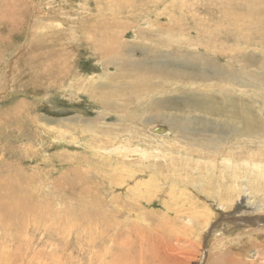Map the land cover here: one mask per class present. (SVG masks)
Returning <instances> with one entry per match:
<instances>
[{
    "label": "rangeland",
    "instance_id": "rangeland-1",
    "mask_svg": "<svg viewBox=\"0 0 264 264\" xmlns=\"http://www.w3.org/2000/svg\"><path fill=\"white\" fill-rule=\"evenodd\" d=\"M241 113L264 121V0H0V264H264V226L203 201L251 153Z\"/></svg>",
    "mask_w": 264,
    "mask_h": 264
},
{
    "label": "bare ground",
    "instance_id": "bare-ground-1",
    "mask_svg": "<svg viewBox=\"0 0 264 264\" xmlns=\"http://www.w3.org/2000/svg\"><path fill=\"white\" fill-rule=\"evenodd\" d=\"M55 2V1H54ZM48 25V24H47ZM118 38V37H117ZM104 39V38H103ZM113 41V40H112ZM106 42V41H105ZM102 44V43H101ZM103 45V44H102ZM134 71V69H133ZM140 72V71H139ZM143 76V75H142ZM247 113V112H245ZM240 123L238 125V133L240 134V136H242L241 138V142L239 145V149H249L250 150V155H248L249 157H244L246 155H242L239 151L237 154L240 153V155H242L244 158L240 157L239 159L234 160L233 159V154H234V149L232 151L231 147H228L227 151V159L224 160V162L222 163L223 165H220L221 167L218 171L220 178L226 182V184H222L220 183L217 187V189L215 190V195L216 197L214 199L209 200V202L207 201L208 198L207 196H205V199H203L204 203H209L211 206H213L212 208H214L212 211L215 212H219L222 214H224L226 211L232 210L233 208H235L234 210V216H232L234 220V222L237 225H242V223H253V225L256 226H264V121H261V119H257V118H253V117H248L246 114L241 113L240 116ZM264 119V118H263ZM87 124V123H86ZM162 130L161 127H156L154 126L152 132H157ZM91 134V133H90ZM106 145V144H105ZM120 145V144H119ZM124 145V144H123ZM126 145V144H125ZM127 146V145H126ZM254 146V148H250ZM113 147V146H112ZM111 147V148H112ZM115 147V146H114ZM128 147V146H127ZM104 148V147H103ZM216 148L220 149L219 145L216 143ZM113 149V148H112ZM116 149V147H115ZM114 149V150H115ZM125 149V147L123 148V150ZM138 149V148H137ZM140 149V147H139ZM138 149V151H140ZM110 150V149H109ZM107 150V152L109 151ZM119 150V149H118ZM129 150V148L127 149ZM126 150V151H127ZM135 150V149H134ZM222 150V149H221ZM111 151V150H110ZM137 151V152H138ZM142 151V150H141ZM193 151V150H192ZM199 151V150H198ZM225 151V153H226ZM119 153V151H117ZM125 153V150L123 151ZM129 152V151H128ZM127 152V153H128ZM143 152V151H142ZM197 152V151H196ZM243 152V151H242ZM109 153V152H108ZM117 153V154H118ZM122 153V152H121ZM132 153V151H131ZM139 153V152H138ZM244 153V152H243ZM120 154V153H119ZM130 154V153H129ZM134 154V153H133ZM137 154V153H136ZM146 154V153H144ZM143 154V155H144ZM139 155V154H138ZM128 156V155H127ZM189 156H191V154L189 153ZM162 157V156H161ZM187 157V156H186ZM239 157V156H238ZM121 159V164L122 165H118V164H114V168L117 173L118 170H120L121 168H124L122 170L127 171L128 168L131 167V165H128V161L125 160V158H120ZM137 159V158H136ZM185 159V158H184ZM118 160V159H117ZM140 160V159H139ZM210 160V159H209ZM174 161V160H173ZM188 161V160H187ZM198 161V159H197ZM119 162V160H118ZM136 162V161H134ZM141 163V161H139ZM170 162V161H169ZM185 162V161H184ZM213 162V161H209ZM137 163V162H136ZM213 164V163H211ZM215 164V163H214ZM214 167H217V165H214ZM128 165V168H127ZM141 165V164H140ZM138 166V164H137ZM136 166V167H137ZM143 166V165H142ZM204 167V166H202ZM210 167L211 166H207L205 168V172L207 174H209L210 178H214L216 176V172L215 173H211L210 171ZM139 168V166L137 167ZM136 168V169H137ZM141 168V167H140ZM112 169V168H111ZM132 169V168H131ZM135 169V168H134ZM146 169V168H145ZM197 169H193L194 172H196ZM113 171V170H112ZM143 171V170H141ZM129 172V170L127 171ZM127 172H124L127 173ZM139 172V171H138ZM192 172V171H191ZM198 172V170H197ZM121 173V172H120ZM117 173V174H120ZM132 173V171H131ZM135 173V172H134ZM133 173V174H134ZM156 173V172H155ZM131 174V175H133ZM130 175V176H131ZM121 176V175H119ZM127 176H129L127 174ZM137 176V175H135ZM151 176V175H150ZM149 176V177H150ZM132 177V176H131ZM218 177V176H217ZM124 176L122 175V178L120 179L121 181L123 180ZM195 178V177H194ZM219 178V177H218ZM162 179V178H161ZM185 179V178H184ZM128 180V179H127ZM213 180V179H212ZM175 181V180H174ZM198 181V180H197ZM130 182V181H129ZM138 182V181H136ZM135 182V183H136ZM172 182V181H171ZM200 182V181H199ZM147 183V181H141V185ZM161 183V182H160ZM180 183V182H179ZM114 184V183H113ZM112 184V185H113ZM139 184V183H138ZM165 183H163L164 185ZM173 184V183H172ZM168 185V184H167ZM198 193H201L200 196L203 197L204 194L210 196L209 190H206L207 188H205L206 186L204 184H197V182L195 184H193ZM138 186V185H137ZM136 186V187H137ZM151 186V185H150ZM174 186V185H173ZM176 186V185H175ZM179 186V185H178ZM185 186V185H184ZM205 186V187H204ZM114 187V186H113ZM116 187V186H115ZM183 187V186H182ZM181 187V188H182ZM186 187V186H185ZM189 187V186H188ZM139 188V186H138ZM142 188V186H141ZM140 188V189H141ZM145 188V187H144ZM170 188V186H169ZM147 189V187H146ZM150 189H152L150 187ZM171 189L173 190L174 187H171ZM178 189V188H177ZM184 189V188H183ZM182 189V190H183ZM133 190V189H132ZM136 190V189H135ZM143 190V189H142ZM179 190V189H178ZM181 190V189H180ZM182 192V191H181ZM138 193V192H137ZM173 193V192H172ZM179 193V191H178ZM139 194V193H138ZM137 194V195H138ZM182 194V193H181ZM141 195V194H140ZM170 195V194H169ZM174 195V194H172ZM170 195V196H172ZM180 195V194H179ZM136 196V195H135ZM149 196V195H147ZM168 196V198L170 197ZM177 197V196H176ZM151 198V197H149ZM172 198V197H171ZM174 198V197H173ZM179 198V197H178ZM207 199V200H206ZM164 200V199H163ZM193 200V199H192ZM191 200V201H192ZM150 201V200H149ZM164 201H162L163 203ZM195 202V201H194ZM212 203V204H211ZM194 203L192 202V204L190 205V207L192 209H190L189 207L184 208V207H180L177 208V210H181L183 211L181 214H178V216L181 215H185L187 217V221L190 224H185V229H194V227H196V224H194L193 221H196V219H200V222L197 223V225H201L202 228L204 229L206 226L210 225V220L212 219L210 216L214 217V214L212 215L211 213H213L208 207L207 205H203V209L202 210H198L195 209L197 207V205H193ZM236 204V205H235ZM165 205V204H164ZM173 205V204H172ZM235 205V206H234ZM166 206V205H165ZM139 207V206H138ZM168 206H166L167 211L170 210V208H167ZM198 208V207H197ZM188 209V210H185ZM190 209V210H189ZM176 210V208H175ZM180 211V212H181ZM245 212L247 213L248 217H242L241 214H238V212ZM154 213V212H153ZM152 213V214H153ZM209 213V214H208ZM237 213V214H236ZM191 214V215H190ZM210 215V216H208ZM151 216V214H150ZM177 216V217H178ZM141 217V216H140ZM143 217V216H142ZM152 217V216H151ZM224 217V216H223ZM159 220V224L158 227L160 225V227H163L165 225H172L170 222L167 220L166 216H162V217H157ZM181 218V217H180ZM183 218V217H182ZM191 218V219H190ZM169 219V217H168ZM140 220V219H139ZM149 220V219H148ZM213 220V219H212ZM239 221V222H238ZM178 222V221H177ZM246 223V224H247ZM229 224V223H228ZM142 225V224H141ZM179 225V224H178ZM144 226V225H143ZM176 226V225H175ZM157 227V226H156ZM137 228V227H136ZM199 228V227H198ZM132 229V228H131ZM173 229V228H172ZM201 230V227L199 228ZM148 230H150L148 228ZM155 230V229H154ZM160 230V229H159ZM159 230L157 229L158 233ZM199 230V231H200ZM172 231V230H171ZM198 231V233H199ZM165 233V231H163ZM178 232V231H177ZM201 232V231H200ZM259 232V231H258ZM146 233V232H145ZM157 233V232H156ZM168 233V232H167ZM174 233V231H173ZM184 233V232H182ZM191 233V232H190ZM161 233L157 234L161 237L160 235ZM169 234V233H168ZM177 236V235H176ZM198 236V235H197ZM165 237V236H164ZM163 237V238H164ZM175 237V236H174ZM152 238V236H151ZM170 238V237H169ZM141 239V238H140ZM155 239V238H154ZM158 240V239H156ZM116 242V241H115ZM164 243V242H163ZM146 244V243H145ZM144 244V245H145ZM142 245V246H144ZM119 246V245H118ZM146 246V245H145ZM173 246V245H172ZM255 246V245H254ZM121 247V246H120ZM166 247V246H165ZM174 248V247H173ZM163 249V248H162ZM169 249V248H168ZM121 250V249H120ZM144 251V249H140V252ZM147 250V249H146ZM145 250V252H146ZM149 250V249H148ZM147 250V251H148ZM172 250V248H171ZM170 250V251H171ZM123 251V250H122ZM151 252V251H150ZM149 252V253H150ZM122 253V252H119ZM153 253V251H152ZM151 254V253H150ZM172 254V253H171ZM124 255V254H121ZM132 255V254H131ZM146 255V254H145ZM149 255V254H148ZM148 255H146L148 257ZM164 255V254H163ZM109 256V255H108ZM144 256V254H143ZM154 256V255H153ZM156 256V255H155ZM165 256V255H164ZM259 256V255H258ZM117 256L114 257V259H109L110 260V264H126L125 263V259L127 260V258H125V256H123L125 259H115ZM132 257V256H131ZM141 257V256H140ZM139 257V259H140ZM146 257V259H147ZM109 258V257H108ZM149 258L151 259V255H149ZM153 258V257H152ZM134 258H132L133 260ZM145 259V258H144ZM124 260V261H123ZM129 260V259H128ZM152 260V259H151ZM155 260V258H154ZM159 260V259H158ZM107 261V260H106ZM148 262L150 261L149 259L147 260ZM145 261V262H147ZM153 261V260H152ZM134 263V261H131ZM138 262V260H137ZM141 262V260H140ZM147 262V263H148ZM155 262H158L157 260ZM132 263V264H133ZM151 263V262H150ZM154 263V262H152ZM128 264V263H127ZM131 264V263H130ZM135 264V263H134ZM156 264V263H155Z\"/></svg>",
    "mask_w": 264,
    "mask_h": 264
}]
</instances>
